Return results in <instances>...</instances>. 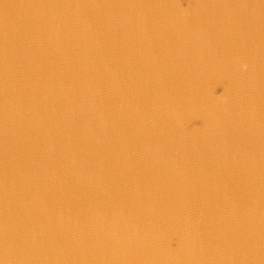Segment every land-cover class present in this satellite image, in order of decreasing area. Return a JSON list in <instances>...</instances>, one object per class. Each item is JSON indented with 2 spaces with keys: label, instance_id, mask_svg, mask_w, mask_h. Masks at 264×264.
I'll use <instances>...</instances> for the list:
<instances>
[{
  "label": "clouds",
  "instance_id": "9594fccd",
  "mask_svg": "<svg viewBox=\"0 0 264 264\" xmlns=\"http://www.w3.org/2000/svg\"><path fill=\"white\" fill-rule=\"evenodd\" d=\"M245 69H246V66H245Z\"/></svg>",
  "mask_w": 264,
  "mask_h": 264
}]
</instances>
